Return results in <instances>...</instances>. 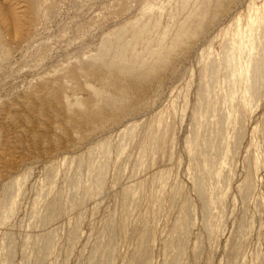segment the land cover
<instances>
[{"label": "rangeland", "instance_id": "1", "mask_svg": "<svg viewBox=\"0 0 264 264\" xmlns=\"http://www.w3.org/2000/svg\"><path fill=\"white\" fill-rule=\"evenodd\" d=\"M261 57L264 0H0V264H264Z\"/></svg>", "mask_w": 264, "mask_h": 264}, {"label": "bare ground", "instance_id": "2", "mask_svg": "<svg viewBox=\"0 0 264 264\" xmlns=\"http://www.w3.org/2000/svg\"><path fill=\"white\" fill-rule=\"evenodd\" d=\"M137 32H139V31L134 32V35ZM121 35H124V34H120L119 37H121ZM138 35H140V34H137V36ZM119 37H117V38H119ZM135 37H136V35H135ZM133 39H134V37H133ZM123 42H118L119 46L117 48L113 47L114 50L112 49V47L110 45H109V47L106 46V47H104V49L99 54L95 55L94 57L92 56L90 58L92 65H93V68L97 67L101 70H104L107 73L106 75H108V81L111 83V85H113V87L115 86V89H116L115 92L116 93H115V95H112L110 98L106 99L105 104L106 103L107 104L105 106H108V105L115 106L116 109H122V107H123L124 98H125V96H127V90H129V89H126V87L129 88L127 82L128 83L131 82L132 85H136V83L139 82V78L141 77V73H140L141 72V68H140L141 65L140 64H142V63H140L138 61V58L132 52L131 47H133L132 46L133 44L130 46V44H128L127 42H125V43H123ZM262 57H261V60L263 61L264 58L262 59ZM261 62H259L258 65ZM262 66H264V61L261 64L260 70H262V68H264ZM259 68L260 67H258V69H257L258 71H259ZM254 72H257V71H254ZM263 73H262V75H259V76L264 77ZM257 76L258 75L256 74V76H253V77H257ZM258 77L254 78V79H258V81H260ZM254 82H255V80H254ZM131 83L129 85H131ZM125 84H127V86ZM134 88H135V86H134ZM131 89H133V88L131 87ZM115 108H113V109H115ZM109 109H111V108H109ZM102 111L96 110L95 112H92V114L95 118L103 119V114H102L103 112Z\"/></svg>", "mask_w": 264, "mask_h": 264}]
</instances>
